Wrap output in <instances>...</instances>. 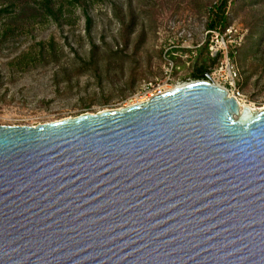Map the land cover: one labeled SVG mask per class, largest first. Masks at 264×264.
I'll list each match as a JSON object with an SVG mask.
<instances>
[{
    "label": "water",
    "instance_id": "water-1",
    "mask_svg": "<svg viewBox=\"0 0 264 264\" xmlns=\"http://www.w3.org/2000/svg\"><path fill=\"white\" fill-rule=\"evenodd\" d=\"M0 264H264V108L192 81L0 126Z\"/></svg>",
    "mask_w": 264,
    "mask_h": 264
},
{
    "label": "rangeland",
    "instance_id": "rangeland-1",
    "mask_svg": "<svg viewBox=\"0 0 264 264\" xmlns=\"http://www.w3.org/2000/svg\"><path fill=\"white\" fill-rule=\"evenodd\" d=\"M68 1L71 12L59 21L38 17L0 28V126L119 109L138 103L149 84L156 92L157 85L198 81L195 66L212 58L208 44L228 49L243 100L264 108V0L230 4L233 33L224 44L211 43L207 28L218 0Z\"/></svg>",
    "mask_w": 264,
    "mask_h": 264
},
{
    "label": "trees",
    "instance_id": "trees-1",
    "mask_svg": "<svg viewBox=\"0 0 264 264\" xmlns=\"http://www.w3.org/2000/svg\"><path fill=\"white\" fill-rule=\"evenodd\" d=\"M64 0H0V28L8 21L32 20L36 21L38 17L46 19H54L59 21L67 12H71L70 8H65ZM234 0H218L215 6L210 10V20L208 22L209 31H225L230 25L228 17V9ZM69 6L81 4V0H70L67 2ZM88 25L91 19L87 16ZM258 41V38H256ZM264 42V41H263ZM44 51V48H42ZM217 63V59L211 58L209 55L202 57L199 64L194 68L192 78L194 80L201 79L209 72V67Z\"/></svg>",
    "mask_w": 264,
    "mask_h": 264
},
{
    "label": "built area",
    "instance_id": "built-area-1",
    "mask_svg": "<svg viewBox=\"0 0 264 264\" xmlns=\"http://www.w3.org/2000/svg\"><path fill=\"white\" fill-rule=\"evenodd\" d=\"M209 33L211 34V37H212L211 43H213L214 40H216V42L219 43V41H220L222 44H224L225 37L228 34H232L233 30L228 28L224 35H222L219 30L209 31ZM208 46H209V52H210V55L212 56V58L217 59L220 55L221 56L223 55L224 57H223V60L220 63V65H218L216 68H214L212 70H209V72L206 73L209 75L208 79L202 77L198 81H205V82H209L212 84H216L220 87H223L227 90L229 97L237 100L240 103V105L246 104L245 101L243 100V95L241 93V90L237 84L239 74H238L237 70L231 64L228 49L223 48L222 46L214 45V44H210V45L208 44ZM183 84H186V83H183ZM183 84H178L174 88H176L180 85H183ZM146 89H147V91L145 92L144 97L140 98V101L138 103H134L132 105L143 103L144 101L146 102L155 96L161 95V94H163L169 90H172V89H166L161 85H157L156 92H154V91L151 92V90H152L151 84H149L146 87ZM242 106H244V105H242Z\"/></svg>",
    "mask_w": 264,
    "mask_h": 264
},
{
    "label": "bare ground",
    "instance_id": "bare-ground-1",
    "mask_svg": "<svg viewBox=\"0 0 264 264\" xmlns=\"http://www.w3.org/2000/svg\"><path fill=\"white\" fill-rule=\"evenodd\" d=\"M170 91V90H169ZM145 102V101H144ZM242 105H244L245 107L246 106H248V105H246V104H242ZM249 107V106H248ZM249 108H251L253 111H258V110H255V109H253L252 107H249Z\"/></svg>",
    "mask_w": 264,
    "mask_h": 264
}]
</instances>
